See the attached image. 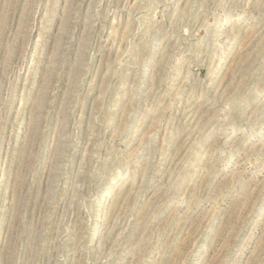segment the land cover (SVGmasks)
I'll list each match as a JSON object with an SVG mask.
<instances>
[{"label":"rangeland","instance_id":"1","mask_svg":"<svg viewBox=\"0 0 264 264\" xmlns=\"http://www.w3.org/2000/svg\"><path fill=\"white\" fill-rule=\"evenodd\" d=\"M0 264H264V0H0Z\"/></svg>","mask_w":264,"mask_h":264}]
</instances>
